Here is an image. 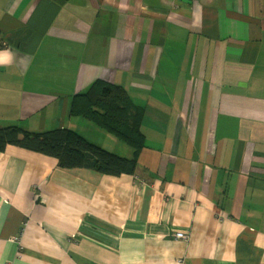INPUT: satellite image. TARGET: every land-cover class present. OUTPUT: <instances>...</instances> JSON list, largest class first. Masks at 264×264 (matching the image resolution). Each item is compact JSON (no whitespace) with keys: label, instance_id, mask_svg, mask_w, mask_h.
I'll return each instance as SVG.
<instances>
[{"label":"crops","instance_id":"obj_1","mask_svg":"<svg viewBox=\"0 0 264 264\" xmlns=\"http://www.w3.org/2000/svg\"><path fill=\"white\" fill-rule=\"evenodd\" d=\"M0 39V127L131 158L69 112L104 79L146 136L120 176L0 151V264H264V0H0Z\"/></svg>","mask_w":264,"mask_h":264},{"label":"trees","instance_id":"obj_2","mask_svg":"<svg viewBox=\"0 0 264 264\" xmlns=\"http://www.w3.org/2000/svg\"><path fill=\"white\" fill-rule=\"evenodd\" d=\"M8 45L0 39V49ZM69 112L127 143L133 148V157L121 156L65 127L46 131L25 130L18 125L0 127V151L9 145L25 148L57 158L59 167L66 170L84 168L115 176L137 173L138 158L146 146L145 109L124 86L97 79L86 92L73 96Z\"/></svg>","mask_w":264,"mask_h":264},{"label":"built area","instance_id":"obj_3","mask_svg":"<svg viewBox=\"0 0 264 264\" xmlns=\"http://www.w3.org/2000/svg\"><path fill=\"white\" fill-rule=\"evenodd\" d=\"M177 237L181 238V239H188V234H186L185 232L183 231H177L176 234H175Z\"/></svg>","mask_w":264,"mask_h":264},{"label":"bare ground","instance_id":"obj_4","mask_svg":"<svg viewBox=\"0 0 264 264\" xmlns=\"http://www.w3.org/2000/svg\"><path fill=\"white\" fill-rule=\"evenodd\" d=\"M177 237V236H176ZM179 238V237H178Z\"/></svg>","mask_w":264,"mask_h":264}]
</instances>
